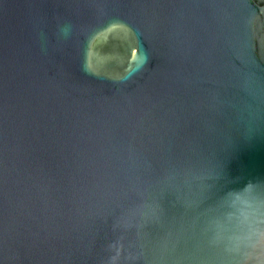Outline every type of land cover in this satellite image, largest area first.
Segmentation results:
<instances>
[{"label": "water", "instance_id": "water-1", "mask_svg": "<svg viewBox=\"0 0 264 264\" xmlns=\"http://www.w3.org/2000/svg\"><path fill=\"white\" fill-rule=\"evenodd\" d=\"M0 264H264V0H0Z\"/></svg>", "mask_w": 264, "mask_h": 264}]
</instances>
